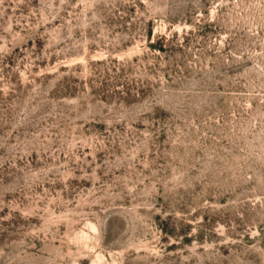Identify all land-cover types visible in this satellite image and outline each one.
<instances>
[{
  "label": "rangeland",
  "instance_id": "1",
  "mask_svg": "<svg viewBox=\"0 0 264 264\" xmlns=\"http://www.w3.org/2000/svg\"><path fill=\"white\" fill-rule=\"evenodd\" d=\"M0 264H264V0H0Z\"/></svg>",
  "mask_w": 264,
  "mask_h": 264
}]
</instances>
